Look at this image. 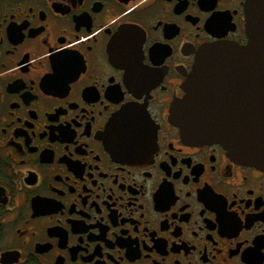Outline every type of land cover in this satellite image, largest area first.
Listing matches in <instances>:
<instances>
[{
  "label": "flooded vegetation",
  "instance_id": "af4514ba",
  "mask_svg": "<svg viewBox=\"0 0 264 264\" xmlns=\"http://www.w3.org/2000/svg\"><path fill=\"white\" fill-rule=\"evenodd\" d=\"M244 4L0 0V264H264V171L169 119Z\"/></svg>",
  "mask_w": 264,
  "mask_h": 264
},
{
  "label": "water",
  "instance_id": "95a60500",
  "mask_svg": "<svg viewBox=\"0 0 264 264\" xmlns=\"http://www.w3.org/2000/svg\"><path fill=\"white\" fill-rule=\"evenodd\" d=\"M244 16L245 43L215 42L196 53L169 119L188 140L219 143L233 159L264 171V0H245ZM129 108L113 116L108 132L132 158L137 135L119 122Z\"/></svg>",
  "mask_w": 264,
  "mask_h": 264
}]
</instances>
